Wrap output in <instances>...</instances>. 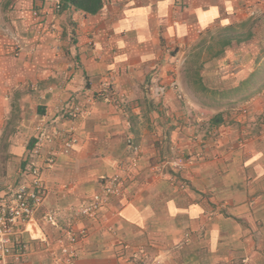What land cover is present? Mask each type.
Segmentation results:
<instances>
[{"label":"crops","instance_id":"obj_1","mask_svg":"<svg viewBox=\"0 0 264 264\" xmlns=\"http://www.w3.org/2000/svg\"><path fill=\"white\" fill-rule=\"evenodd\" d=\"M57 5L0 0V193L32 167L47 188L20 264H66L58 240L70 227L88 230L75 264H264V0H104L97 15ZM246 22L251 40L207 56L222 29ZM200 52L208 94L247 97L219 110L201 101L189 75ZM43 123L78 138L53 165L59 140L31 154ZM136 146L128 191L94 220L74 218L103 179L128 175Z\"/></svg>","mask_w":264,"mask_h":264},{"label":"built area","instance_id":"obj_2","mask_svg":"<svg viewBox=\"0 0 264 264\" xmlns=\"http://www.w3.org/2000/svg\"><path fill=\"white\" fill-rule=\"evenodd\" d=\"M57 5V9H59ZM40 12L36 9L32 11L34 21L40 19ZM110 82L102 83L101 94L107 99L111 97ZM82 111L75 108L69 112L70 117H77ZM59 140L62 144L61 150H51L46 163L53 165L58 154L69 155L78 143L75 127H71L64 135L58 132L50 133L45 127V123L39 125L38 136L35 138L34 147L31 154L38 156L47 144H53ZM135 157L133 158L130 171L127 176H115L105 178L101 182V189L93 195L92 199L85 205L74 209L73 217L76 219L94 220L100 209L106 205L110 198L124 195L128 191L127 181L131 178L132 171L137 169L139 164L140 147L133 148ZM166 165H175L174 161H169ZM47 188L42 179V172L38 167L29 170L27 180L18 187H9L0 193V264H20L26 254V249L20 241V234L25 225L34 219L36 212L44 205ZM56 221L55 215L49 212L44 217L46 224L52 225ZM86 228L74 229L70 227L64 237L58 240L61 246V253L66 264H75L78 253L75 249L76 243L87 236ZM153 264V263H146Z\"/></svg>","mask_w":264,"mask_h":264},{"label":"trees","instance_id":"obj_3","mask_svg":"<svg viewBox=\"0 0 264 264\" xmlns=\"http://www.w3.org/2000/svg\"><path fill=\"white\" fill-rule=\"evenodd\" d=\"M59 5V11H67L73 9L75 11H81L88 15H97L101 12L104 7V0H56ZM254 23L246 22L239 25L240 30H236L235 27L230 26L224 28L220 31L217 39H215L212 45L207 47L206 54L210 56L211 59H215L224 54L227 48H229L233 42L241 43L249 41L253 38L251 28ZM202 53L200 52L196 56V61L189 67L190 79L195 85L200 86L203 94L208 97L210 106H215L217 108L224 107L225 101L233 99H245L247 96L242 95L239 88H235L230 93H217L213 91L208 94V89L204 86V81L201 77V72L203 70V65L199 63ZM223 120L222 114H217L213 118V123L218 125L221 124Z\"/></svg>","mask_w":264,"mask_h":264},{"label":"rangeland","instance_id":"obj_4","mask_svg":"<svg viewBox=\"0 0 264 264\" xmlns=\"http://www.w3.org/2000/svg\"><path fill=\"white\" fill-rule=\"evenodd\" d=\"M219 70H220L219 68H218V70H217V69L214 70V68H213V69L211 70V72H212V71H219ZM197 98H198V97H197ZM199 99H201V101L203 100L204 103H209L208 97H206L205 95L199 97ZM214 108H217V107L214 106ZM223 108H224V107L217 108V109L219 110V109H223ZM240 112H241V111L234 112V113H236V114L238 113V114H239ZM204 115H205V114H204ZM208 115H210V114H208ZM204 117H205V116H204Z\"/></svg>","mask_w":264,"mask_h":264}]
</instances>
